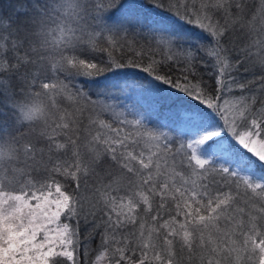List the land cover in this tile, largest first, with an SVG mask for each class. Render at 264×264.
<instances>
[{"label": "snow or ice", "instance_id": "snow-or-ice-1", "mask_svg": "<svg viewBox=\"0 0 264 264\" xmlns=\"http://www.w3.org/2000/svg\"><path fill=\"white\" fill-rule=\"evenodd\" d=\"M150 2L0 14V264H89L97 239L91 264H264V0ZM125 67L196 102L182 135L93 98Z\"/></svg>", "mask_w": 264, "mask_h": 264}, {"label": "trees", "instance_id": "trees-1", "mask_svg": "<svg viewBox=\"0 0 264 264\" xmlns=\"http://www.w3.org/2000/svg\"><path fill=\"white\" fill-rule=\"evenodd\" d=\"M32 2L33 0H0V14L4 16L9 14L22 15V13H16L15 9L21 5L30 8ZM124 2L125 8L131 10L125 14L138 16L142 19L151 18L155 14L154 5L150 0H124ZM116 16L119 17L120 13H116ZM191 27L189 26V28ZM198 33L199 30L195 29L194 35ZM156 58L160 59V56ZM106 59L104 54H97L94 62L106 61ZM83 80L84 78L78 77L77 83ZM87 87L91 90L93 98H97L99 93L98 98L116 104L125 112L131 111L134 115L139 114L145 117L146 122L151 126L166 125L162 130L173 136L183 134L181 124L186 120V114L180 105L196 103L178 91L170 89L169 86L153 80L140 68L112 69L101 76L94 77L91 81H87ZM16 94L17 96L20 95L19 89L16 90ZM9 103V101L0 98V126L7 127L10 122ZM173 129L176 130L173 131ZM84 235L85 232L82 230V240ZM97 244L98 239L94 240L91 245L93 251L89 255V264L95 257Z\"/></svg>", "mask_w": 264, "mask_h": 264}]
</instances>
